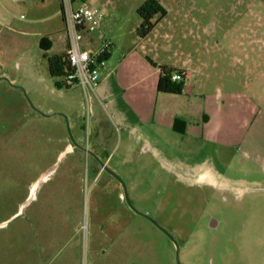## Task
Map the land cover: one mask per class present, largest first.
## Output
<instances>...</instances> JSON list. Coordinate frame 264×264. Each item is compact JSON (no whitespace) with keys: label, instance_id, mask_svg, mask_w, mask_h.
Returning a JSON list of instances; mask_svg holds the SVG:
<instances>
[{"label":"rangeland","instance_id":"1","mask_svg":"<svg viewBox=\"0 0 264 264\" xmlns=\"http://www.w3.org/2000/svg\"><path fill=\"white\" fill-rule=\"evenodd\" d=\"M137 1L90 2L126 41L140 22ZM161 4L158 31L172 33L194 67L206 62L196 77L206 91L240 88L264 110V0ZM63 35L59 0H0V264H176L170 240L127 208L114 179L97 177L68 130L121 177L136 209L173 234L181 264H264L260 167L213 143L116 124L96 96L86 103L50 74ZM210 216L221 222L214 233Z\"/></svg>","mask_w":264,"mask_h":264},{"label":"crops","instance_id":"2","mask_svg":"<svg viewBox=\"0 0 264 264\" xmlns=\"http://www.w3.org/2000/svg\"><path fill=\"white\" fill-rule=\"evenodd\" d=\"M145 1L138 0L133 9L136 11ZM157 1L161 4V0ZM165 19L166 16L160 19L145 37L136 34L123 41L107 30L108 23L103 18L92 46L97 39L104 38L111 41L112 49L101 71L96 97L115 123L128 131L146 128L156 134L213 143L220 149L241 153L242 162H252L264 174L261 98L240 88L206 91L202 81L196 79L198 75L202 77L206 62L199 58L194 67L191 54L175 48L178 42L174 35L158 31ZM139 25L140 22L135 32ZM160 46L167 55H160ZM161 65L186 73L181 94L157 92L158 66ZM191 168L209 172V168L202 165Z\"/></svg>","mask_w":264,"mask_h":264},{"label":"built area","instance_id":"3","mask_svg":"<svg viewBox=\"0 0 264 264\" xmlns=\"http://www.w3.org/2000/svg\"><path fill=\"white\" fill-rule=\"evenodd\" d=\"M59 14L70 68L63 75V85L67 88L78 86L89 103L96 96L101 71L112 49L111 41L104 38L97 39L92 46L104 13L90 0H59ZM181 74L186 77L184 71ZM179 78L178 72L172 73V81Z\"/></svg>","mask_w":264,"mask_h":264},{"label":"trees","instance_id":"4","mask_svg":"<svg viewBox=\"0 0 264 264\" xmlns=\"http://www.w3.org/2000/svg\"><path fill=\"white\" fill-rule=\"evenodd\" d=\"M136 14L140 18V25L136 29V34L143 38L150 33L160 19L166 16L167 10L157 0H146L137 8ZM48 69L53 76H63L70 69L66 54L49 57ZM158 70L157 92L181 94L185 82V76L181 74L182 70L165 65L158 66ZM173 72L179 73L180 78L177 81L171 79Z\"/></svg>","mask_w":264,"mask_h":264},{"label":"water","instance_id":"5","mask_svg":"<svg viewBox=\"0 0 264 264\" xmlns=\"http://www.w3.org/2000/svg\"><path fill=\"white\" fill-rule=\"evenodd\" d=\"M0 80L8 81L5 77L0 78ZM34 110H35L37 113H39V114H41V115H43V116H51V115H55V114H57V113H53V114H50V115H46V114H44V113L38 111L37 109H34ZM68 135H69V140H70V142H71L75 147H77V148L83 150V151L86 152V153H89V154L93 155L91 151L87 150L85 147L80 146V145H78V144L76 143V141H75L74 138L72 137V135H71V133H70L69 130H68ZM93 156L97 159L99 165L102 167L103 170H105V171L111 173V174H112V175H113V176L119 181V183H120V185H121V187H122V192H123L124 200H125L127 206L129 207V209H130L131 211H133L135 214H137V215H139V216H141V217L147 219L148 221H150L153 225H155L156 228H158L160 231H162V232H163V233H164V234H165V235H166V236H167V237L173 242V244H174V246H175V262H176V264H181L180 259H179L180 246H179V244L177 243L175 237H174L170 232H168V231H167V230H166V229H165V228H164V227H163L158 221H156L153 217H151L150 215H148V214H146V213H144V212H141V211H139L138 209H136V208L133 206V204L131 203V201L129 200V198H128V194H127V191H126V186H125L124 181H123L118 175H116L112 170H110V169L106 166V163H105L104 161L100 160L96 155H93Z\"/></svg>","mask_w":264,"mask_h":264},{"label":"flooded vegetation","instance_id":"6","mask_svg":"<svg viewBox=\"0 0 264 264\" xmlns=\"http://www.w3.org/2000/svg\"><path fill=\"white\" fill-rule=\"evenodd\" d=\"M71 143V142H70ZM72 144V143H71ZM73 145V144H72ZM73 147H74V149H76L77 147H75L74 145H73ZM79 149V148H78ZM81 150V149H80ZM91 152H92V154L93 155H96L100 160H102V161H104L105 163H106V161L102 158V157H100V156H98L93 150H91ZM91 158H92V161L95 163V165H96V168H97V171H96V174H97V177H106V179H114L117 183H118V185L120 186V188H121V190H120V193H121V195L122 196H120V194H119V196H120V199L125 203V205L127 206V204H126V202H125V200H124V197H123V192H122V187H121V185H120V183H119V181L111 174V173H109V172H107V171H105V170H103L102 169V167L99 165V163H98V161H97V159L93 156V155H91V154H89V153H87ZM106 166H107V164H106ZM108 167V166H107ZM109 168V167H108ZM110 169V168H109ZM111 170V169H110ZM92 173H94V172H92ZM115 173V172H114ZM116 174V173H115ZM179 174H181V175H185V172L184 171H179ZM116 175H118V174H116ZM186 175H187V173H186ZM119 176V175H118ZM120 177V176H119ZM121 178V177H120ZM232 189L233 188H231V189H229V190H231L232 191ZM127 208L129 209V207L127 206ZM133 212V211H132ZM134 213V212H133ZM150 222V221H149ZM151 223V222H150ZM155 226V225H154ZM221 227V222H220V220L219 219H217L215 216H210L209 218H208V220L206 221V228L209 230V232L210 233H214L215 231H217L219 228ZM165 228V227H164ZM158 229V228H157ZM166 229V228H165ZM159 230V229H158ZM168 232H170L168 229H166ZM160 231V230H159ZM165 237H167L162 231H160ZM171 233V232H170ZM172 234V233H171ZM173 235V234H172ZM168 238V237H167ZM169 239V238H168ZM170 240V239H169ZM170 242L173 244V242L170 240ZM173 247H174V249H175V246H174V244H173Z\"/></svg>","mask_w":264,"mask_h":264}]
</instances>
